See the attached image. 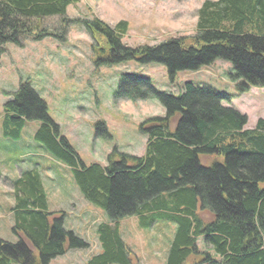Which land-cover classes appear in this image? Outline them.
<instances>
[{
	"label": "trees",
	"instance_id": "16d2710c",
	"mask_svg": "<svg viewBox=\"0 0 264 264\" xmlns=\"http://www.w3.org/2000/svg\"><path fill=\"white\" fill-rule=\"evenodd\" d=\"M77 2L0 0V56L4 45L22 47L25 39L53 36L64 41L69 24L77 22L102 43L91 48L99 64L154 63L173 78L223 60L232 65L231 82L239 94L264 86V0H205L192 37L134 49L121 44L127 32L124 21L110 27L97 19L66 18V8ZM50 17L60 18L57 34L40 25ZM150 97L165 114L139 125L146 137L144 155L113 149L105 166H86L79 159L28 83L4 103L1 135L17 140L26 122H39L34 140L70 168L82 198L105 211L108 221L95 232L99 252L84 264H129L130 252L119 232L124 218H135L144 228L156 221L175 225L165 264H188L197 256L202 259L196 264H264V120L244 130L246 117L222 105L231 96L209 87L187 82L172 96L158 92L147 78L120 77L117 99ZM95 131L108 137L102 122ZM42 184L33 168L14 180L9 213L17 242L0 239V264H49L68 251L87 249L85 240L63 228L64 212H48ZM199 241L209 253H199Z\"/></svg>",
	"mask_w": 264,
	"mask_h": 264
},
{
	"label": "rangeland",
	"instance_id": "374dc122",
	"mask_svg": "<svg viewBox=\"0 0 264 264\" xmlns=\"http://www.w3.org/2000/svg\"><path fill=\"white\" fill-rule=\"evenodd\" d=\"M204 1L78 0L66 8L65 17L97 19L110 27L124 21L127 32L121 44L134 49L192 37L196 13ZM61 24L59 17L40 21V25L53 34L59 32ZM97 44L102 45L94 42L83 25L75 22L67 27L64 41L48 36L38 41L25 39L22 47L4 45L0 56V114L19 85L28 83L45 102L47 115L58 126L60 136L86 166H105L113 149L130 156H143L146 137L139 132V125L146 119L165 114L154 97L136 102L117 99L122 75L147 78L158 92L172 96H178L187 82L224 92L231 96V102L222 105L246 117L244 130H252L258 120H264V86L239 94L231 82L234 72L229 62L216 60L196 72L180 71L171 78L164 66L154 63L142 65L130 60L116 65L99 64L91 49ZM97 122L104 124L108 137L96 135ZM39 126L37 121L26 122L17 140L3 138L0 130V239L17 242L9 214L14 206L13 182L21 172L33 168L45 185L50 211L64 212L63 228L88 244L87 249L68 251L49 264H84L99 252L96 228L101 223L106 224L108 218L103 209L80 196L70 168L48 155L34 140ZM201 216L204 220L208 218L205 214ZM119 232L130 252L129 264H165L175 225L156 221L144 228L137 219L124 218L119 221ZM197 247L199 253L208 251L200 241ZM201 259L197 256L188 264H196Z\"/></svg>",
	"mask_w": 264,
	"mask_h": 264
},
{
	"label": "crops",
	"instance_id": "0c3cea01",
	"mask_svg": "<svg viewBox=\"0 0 264 264\" xmlns=\"http://www.w3.org/2000/svg\"><path fill=\"white\" fill-rule=\"evenodd\" d=\"M35 167H36V166H35ZM46 178H49V177L47 176ZM49 179H50V178H49ZM50 181L53 182L52 179H51ZM42 186H43L44 191H45V185L42 184ZM45 192H46V191H45ZM79 194H80V193H79ZM80 196H81V195H80ZM81 197H82V196H81ZM47 209H48V212H51L50 209H49V200H48V199H47ZM9 214H10V213H9ZM73 214H74V213H73Z\"/></svg>",
	"mask_w": 264,
	"mask_h": 264
}]
</instances>
